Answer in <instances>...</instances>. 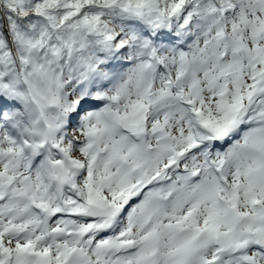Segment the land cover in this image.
I'll use <instances>...</instances> for the list:
<instances>
[{
	"label": "rangeland",
	"instance_id": "1",
	"mask_svg": "<svg viewBox=\"0 0 264 264\" xmlns=\"http://www.w3.org/2000/svg\"><path fill=\"white\" fill-rule=\"evenodd\" d=\"M140 1L142 2L144 11L152 13L158 8V3L162 4V2H164L169 5L173 0H158V2H156L157 0ZM176 1L180 2L182 0ZM186 1L187 4L189 3L190 5V7L184 11L186 26H194V33L191 38L193 50L188 54V60L197 74V81L185 80L183 74L179 75L176 61L180 56H174L167 51L161 59H167L164 61L168 70L178 79L180 88H183L190 100L192 99L195 103L198 111L197 116L201 119V122L207 127L225 128L231 124L229 118L230 113L227 108L229 107V103L234 105V100L232 96H230L229 99L224 102V100L214 96L215 92H213L210 87L211 78L218 75L209 51V43H211V41H209L211 39L210 30L212 32L214 28L212 21L214 12L213 5L216 0ZM190 1H197L200 7L199 12L194 11L192 7L193 2L190 4ZM233 1L236 5L235 17L234 19H228V29L232 36L230 49L232 51L241 49L247 61H251L252 58L247 57L248 52H251V54L254 53V58L259 61V64H261L264 69V13L259 6L261 2L259 0ZM162 7L163 6H160L159 9H162ZM190 20H192L194 25L188 23ZM211 24L213 27H211ZM240 39L244 40L242 46H240ZM2 47V44H0V62L3 61V55H5L1 52V50H4ZM248 49L249 51L246 54V50ZM120 50V47L115 49L112 55L119 53ZM180 54H182L181 50ZM129 56V63L124 65L123 68H120L121 70H115L116 72L109 80L107 88H105L108 92L112 93L111 95L115 97L114 99H117L127 108L126 114H124L122 110H114L118 111L115 114L121 115V117H124V119L131 123L138 122L140 129L143 128L141 119L145 118L146 121H149L146 123V130L151 133L150 144L160 143V139L156 138L155 133L158 129L164 127L163 125H166L168 127L171 145L174 146L178 152H181L190 141H192V135L185 129V124L174 109V104L166 99V93L164 92L166 87L163 86V91H158L154 95L153 101L148 103L143 96L141 83L135 75L134 58L130 53ZM24 63L25 65L30 63L32 66V71L29 72L27 81L29 82L30 95L35 99H39L37 108L45 112L43 108L48 107L52 109L53 106L62 105L65 107L62 113L68 116L70 111L67 106L72 105V97H67V91L65 92L66 95H63L64 93H62L59 85L61 81L60 74H58L53 67L36 64V61L32 59L30 55H28ZM82 66L83 64L79 67ZM78 73L83 74V71L79 70ZM78 73L76 72V75H78ZM237 76L240 77L239 86L242 88H245L246 84H251V78L246 72L240 74L234 73L233 77L236 78ZM163 83H165L164 78ZM246 100L247 99L244 98L245 103H247ZM72 106L75 109L78 108L75 103ZM144 108L149 109L144 113ZM109 133V131L102 130V127L93 114H87L79 123V127L76 130H72L70 134L67 132V135L61 138L63 142L59 141V144L64 143L65 147H69L70 153L66 152L67 156L65 155L64 158L63 156L57 157L55 166L53 164L54 159H52L48 164L44 163L45 165L41 170L34 172L38 177L36 182L39 187L42 188V191H37L35 198L42 204L46 203L47 197L44 191L48 187V184H50L47 178L48 171L56 172L54 174L58 177V174H61L62 171L66 169L68 173L66 176H68V178L70 177L69 179H71L72 182L74 181L73 185L75 187H79L77 192L80 193V195L77 196L78 198L65 194V198L69 202L76 203L74 210L77 211V213L84 212L87 208H90L91 206L89 204L101 205L104 201L115 203L120 200L119 203L123 205L124 196L128 192H133L138 182H136L134 178L132 182L124 175L118 174L114 167L111 166L113 158L123 159L132 169L141 170L148 176L156 174L158 167L162 166L163 158L159 148L151 155L140 150H132L126 147L124 143L117 138L114 141L110 140ZM95 134L101 136L100 147L106 150L99 158L90 154L91 146L89 140ZM0 147L2 148H0V192L3 193V190L12 183V187L7 191L12 193L19 190L18 182L21 184L20 180L25 176H29L31 171L29 168H25L24 163L19 160L16 152V145L6 146L5 143L1 144L0 142ZM186 164L191 166L192 161H188ZM18 165L23 166V169L18 170ZM233 182L236 185V189L239 190L238 194L242 198L241 205L243 207L246 206V202L249 199L264 203V174L257 173L256 178L252 179L244 172L242 174H234ZM202 197V201L199 199L191 200L189 198L174 199L172 208L165 213H161L159 210H152L150 207L141 206L139 201L134 202L138 207L136 214H134L135 223L132 225L131 222H129L130 216L128 217L127 213L125 220H121L122 224L119 221V224L122 226L118 229L116 236L110 240V244L115 246H118L120 242L136 241L137 245L140 247V251H137L133 258L121 260L119 258L110 257L109 255L99 254L98 246L104 244V242H102L103 240L101 241L100 239L92 249L84 246L83 249L80 250L81 252H76L77 250H74L76 256H80L81 254L84 256L85 260L83 264H139L142 261L141 257L143 258V255H145L143 252L147 254L146 256L148 259L158 258L157 251L161 248L164 252L161 263L173 264L172 257L176 243L171 241L169 234L177 229H187L196 225L201 227L204 232L216 231L222 242L226 244L230 239L227 234L228 232L223 225L205 215L206 203L205 197ZM199 198H201V196H199ZM56 201V195L53 194L48 203L54 205ZM90 210L93 211L96 209L90 208ZM250 216L255 217L254 219L257 221L261 220V217H257L258 214ZM148 217L152 219V227L149 230H144L142 228L144 227L143 222L149 219ZM130 221H132V219ZM33 224L32 220L29 219L28 221L27 218L22 216L14 219H3L0 217V235L2 236L0 244L5 242L6 239L8 243L15 246V252H19L20 247H29L27 244V242H31L29 237L26 235L16 237L12 228L18 227L20 229H28ZM168 225L170 226L169 228ZM76 227L77 225H73V228ZM60 228L65 229L64 227ZM244 228L247 231L251 230L253 232L263 229L257 228L256 224H249ZM153 231L158 233L157 237H154L152 234ZM29 249H31L30 251H38L41 253L40 258L45 264H61L64 258L62 254L59 253V248L53 246L41 247L37 239L35 240L34 246L29 247ZM1 250L4 249L2 248ZM153 251L154 254L151 253ZM50 253L54 257L52 261L49 259L47 260V255ZM169 258L171 261L167 263V259ZM12 264H19L18 256L14 258Z\"/></svg>",
	"mask_w": 264,
	"mask_h": 264
},
{
	"label": "trees",
	"instance_id": "2",
	"mask_svg": "<svg viewBox=\"0 0 264 264\" xmlns=\"http://www.w3.org/2000/svg\"><path fill=\"white\" fill-rule=\"evenodd\" d=\"M173 2L171 9L177 3ZM163 4L158 3L164 7L158 15L165 20L170 7ZM142 7L140 0H0L5 54L0 83L5 81L27 100V76L32 71L30 63H24L28 55L36 64L56 67L63 79L80 61L101 69L98 58L109 54V44L135 47L132 28L143 21L152 24L143 17Z\"/></svg>",
	"mask_w": 264,
	"mask_h": 264
}]
</instances>
